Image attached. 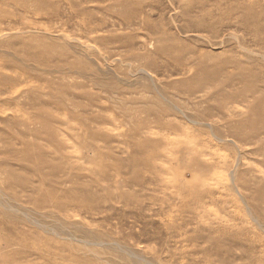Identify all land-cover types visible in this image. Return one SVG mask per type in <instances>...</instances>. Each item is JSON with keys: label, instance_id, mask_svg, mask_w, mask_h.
<instances>
[{"label": "rangeland", "instance_id": "rangeland-1", "mask_svg": "<svg viewBox=\"0 0 264 264\" xmlns=\"http://www.w3.org/2000/svg\"><path fill=\"white\" fill-rule=\"evenodd\" d=\"M0 264H264V0H0Z\"/></svg>", "mask_w": 264, "mask_h": 264}, {"label": "bare ground", "instance_id": "bare-ground-1", "mask_svg": "<svg viewBox=\"0 0 264 264\" xmlns=\"http://www.w3.org/2000/svg\"><path fill=\"white\" fill-rule=\"evenodd\" d=\"M249 3V2H248ZM251 4V3H250Z\"/></svg>", "mask_w": 264, "mask_h": 264}]
</instances>
